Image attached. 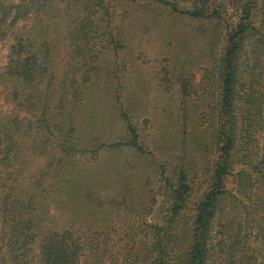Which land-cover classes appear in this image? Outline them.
Instances as JSON below:
<instances>
[{
	"label": "trees",
	"instance_id": "trees-1",
	"mask_svg": "<svg viewBox=\"0 0 264 264\" xmlns=\"http://www.w3.org/2000/svg\"><path fill=\"white\" fill-rule=\"evenodd\" d=\"M139 8L216 20L225 32L212 61V91L196 102L204 131L219 140L213 182L189 222L181 219L193 195L186 170L165 176L160 166L162 185L144 191L146 214L161 213L150 223L140 213L132 223L120 211L119 180L102 179L114 169L104 154H151L121 99L126 87L116 83L111 98L103 86L105 56L133 46L125 26ZM7 40L0 61V100L10 106L0 105V264H264V160L250 164L254 173L237 172L235 190L248 203L224 183L238 153L259 150L264 0H0V46ZM107 111L123 122L127 140H103ZM229 198L245 217L218 214Z\"/></svg>",
	"mask_w": 264,
	"mask_h": 264
},
{
	"label": "rangeland",
	"instance_id": "rangeland-1",
	"mask_svg": "<svg viewBox=\"0 0 264 264\" xmlns=\"http://www.w3.org/2000/svg\"><path fill=\"white\" fill-rule=\"evenodd\" d=\"M133 11L128 13L125 26V30H129L128 41L131 40L133 46L123 49L118 56H105L102 64L105 72L103 86L111 98L113 93L110 90L116 83L126 87L121 99L138 126L140 144L151 154H141L132 148L104 154V162L114 169L103 172L102 179L106 177L112 182L119 180L116 186L121 191L117 199L120 211L124 214L128 212L125 216H132V223L139 213V220L150 223L157 220V216L160 218L161 213L158 210L146 214L150 206L144 191L162 185L164 176L161 175L160 166L165 167V176H171L181 169L186 170L193 195L181 219L189 222L201 194L213 182L218 155L219 140L212 130L204 131L199 115L202 107L196 106V102L202 95L206 96L212 91V61L218 55V46L223 42V24L216 20L191 21L184 16L148 8ZM132 30L133 36H130ZM8 45L9 40L0 46L2 65L6 61ZM261 100L264 105V97ZM0 103L2 109L10 108L2 100ZM105 107L107 104L104 103L103 109L106 110ZM115 115L113 111H107L104 115L100 131L106 142L127 140L126 134L122 132L125 129L123 122ZM261 131L264 132V122ZM262 132L254 135L259 150L256 148L251 155L247 152H242L244 156L238 153L236 164L225 175L226 189L239 199L244 198L235 190L238 170L244 168L249 172L252 170L250 164L264 160L260 151ZM36 161L30 160V164L34 166ZM260 168L264 169L262 166ZM84 173H87L86 169ZM147 179L149 183L145 189ZM102 201L107 203L104 192ZM245 201L248 203V200ZM223 211L218 214L235 221L245 217L240 203L231 198L225 201ZM252 216L256 218L258 215ZM259 220L264 218L259 216Z\"/></svg>",
	"mask_w": 264,
	"mask_h": 264
}]
</instances>
